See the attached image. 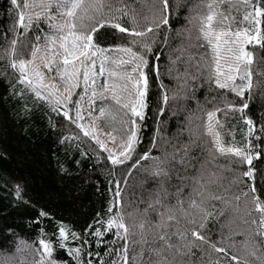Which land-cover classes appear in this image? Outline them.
<instances>
[{"label":"snow or ice","instance_id":"1","mask_svg":"<svg viewBox=\"0 0 264 264\" xmlns=\"http://www.w3.org/2000/svg\"><path fill=\"white\" fill-rule=\"evenodd\" d=\"M9 3L15 19L2 33L7 48L0 49V60L8 57L20 85H11L13 95L43 103L75 125L97 146L94 154H105L112 167L107 218L97 214L83 235L58 226V249L73 264H264V178L258 187L253 167V160L261 158L254 150L264 149V136L256 134L257 122L249 114L253 93L259 91L264 99V69L257 70L261 79L254 81L255 54L248 50L249 45L264 50V0H199L203 8L189 16L190 27L176 34L182 38L175 49L179 54L169 57L164 74L159 67L162 51L155 49L171 43L168 32L162 31L173 27L170 0H144L141 8L129 0ZM176 15H182L179 0ZM41 21L48 32L40 27ZM106 27L127 34L128 43L109 47L96 43V33ZM34 29V41L25 45L30 55L25 54L19 45ZM259 62L264 63V51ZM200 80L209 91L222 90L212 97L218 103L206 110V120L197 117L200 123L193 125V117H188L175 142H165L160 156L153 155L160 147L157 128L149 149L139 152L153 85L161 123L170 102L178 107ZM228 93L243 103L237 104ZM234 113L240 114L239 120ZM240 122L246 127H239ZM237 131L243 142L236 139ZM185 133L187 138L180 139ZM228 135L231 141L226 140ZM80 139L79 134L69 135L61 143ZM253 139L259 143L253 144ZM149 160L150 167L144 166ZM142 167L148 195L134 202L125 189L133 172ZM116 169L123 170L119 178ZM236 236L244 239L238 242ZM42 237L43 233L36 248L21 241L24 247L17 251L28 250L30 264H69L57 259L51 240ZM89 237L97 249L107 245L103 256L91 250ZM69 241L80 246L69 247Z\"/></svg>","mask_w":264,"mask_h":264},{"label":"trees","instance_id":"2","mask_svg":"<svg viewBox=\"0 0 264 264\" xmlns=\"http://www.w3.org/2000/svg\"><path fill=\"white\" fill-rule=\"evenodd\" d=\"M151 2V0H149ZM181 4L182 15L177 17V0H170L173 7V13L170 24L173 26L168 29L165 26L162 31L168 32L171 43L168 47L157 45L155 51L161 52L159 67L161 73L167 71L169 57L176 56L179 53L175 51L180 46L181 37L176 34L184 28L190 27L188 18L194 15L196 11L203 8L199 0H179ZM130 4L141 8L145 6L144 0H129ZM162 7V5H156ZM227 8V5H224ZM206 11V9H204ZM237 19H242L235 11L232 13ZM15 17L12 15V8L9 0H0V49L7 48L2 33L5 29H10ZM124 23H127L126 19ZM40 27L44 32L49 28L44 21L40 22ZM35 29L26 37H22L19 50L29 54V49L25 45L35 39ZM195 35V31L193 33ZM11 37V33H9ZM96 43L104 46H116L127 44L129 37L127 34H120L115 29L104 28L95 35ZM184 43L188 41L185 39ZM248 50L254 52L253 79L260 80L256 75L258 69H264V63L259 62L262 50L259 46L253 48L248 46ZM196 51V49H192ZM151 59V57H149ZM14 73L9 67L8 57L0 60V261L10 260L11 264H30L33 257L28 250L17 251V248H23L25 244L38 247V240L41 233L45 240H51L57 251L54 253L59 260H67L69 264L71 258L65 252L58 249V226H66L69 229L83 235L85 228L97 220L98 215L107 218V208L111 200L109 189L112 185L109 183L113 179L112 167L106 162L105 154H94L98 152L97 146L83 133L69 124L62 116L52 112L43 103H33L29 98H18L13 95L11 85L17 84L14 79ZM166 83L171 84L167 75H164ZM215 89V85H212ZM157 89L153 85L150 94V106L147 117L143 122L140 135L143 143L139 147V152L147 151L151 145L153 136L157 128L160 130V147L153 150L154 156L163 154V148L167 141L175 142V137L188 123V117H193V125L200 123L197 117L203 116L206 120V110L212 109L218 101L212 100V97L222 91L215 89L209 91V85L203 80L196 81L194 91H188V97L177 102L172 101L160 118L161 123H157V113L155 96ZM255 99L252 103L250 115L257 122L256 134L264 136L260 131V125L264 124V99L261 98L259 91L253 93ZM231 100L237 104H242L235 95L228 93ZM211 101V102H210ZM222 106V105H221ZM179 113L178 115L175 113ZM239 120V113L232 114ZM221 119L223 115L221 114ZM231 120L229 121V126ZM239 127H246L240 122ZM79 134L80 140H69L61 143L65 136ZM186 133L180 139H186ZM230 135L226 140L231 141ZM236 139L243 142L239 131L236 133ZM253 144L259 143L255 139ZM199 154V149L196 150ZM254 151L261 152L260 159L253 160V167L257 170V186H262L264 178V149L257 148ZM206 155V153L204 154ZM152 161H144L146 167H150ZM248 165H244L246 170ZM117 177L123 171L116 169ZM144 168L135 170L128 180V187L125 189L128 196L134 202L142 197L147 199V183H143L145 176ZM149 183L151 178L149 177ZM19 186L20 196H17ZM146 205H141V208ZM131 210V209H129ZM41 211L47 213V216H41ZM55 233V235H54ZM214 238L216 237L214 231ZM92 251L103 253L107 247L97 249L94 238ZM111 239V237H106ZM238 242L244 239L243 236L234 237ZM69 247L80 246L78 241L66 242ZM38 259V257H36ZM105 260L108 257H104Z\"/></svg>","mask_w":264,"mask_h":264}]
</instances>
